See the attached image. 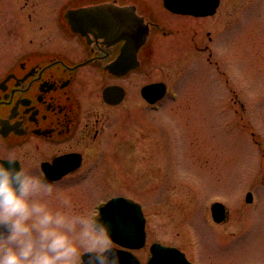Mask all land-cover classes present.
<instances>
[{
  "label": "flooded vegetation",
  "instance_id": "1",
  "mask_svg": "<svg viewBox=\"0 0 264 264\" xmlns=\"http://www.w3.org/2000/svg\"><path fill=\"white\" fill-rule=\"evenodd\" d=\"M224 1L0 0V157L11 151L35 154L38 170L65 189L72 183L84 192L95 186L105 193L108 178H97L96 170L110 151L113 117L120 115L114 111L122 109L125 130L147 111L155 117L148 124L158 132L163 103L183 97L190 102L186 87L196 78L191 70L198 80L199 69L212 66L230 85L218 96H230L239 114L237 80L230 84L221 61L220 44L230 42L228 36L224 40L226 25L219 21L210 28L217 16L234 12L223 9ZM228 195L205 202L214 223L228 220L231 203L258 213L253 188ZM109 198L95 201L92 210L99 212ZM215 203L223 208L218 221ZM252 223L246 219L238 235L220 241V249L240 244L236 236H244ZM152 241L146 229L145 246L134 250L142 264ZM142 249L148 254L140 255Z\"/></svg>",
  "mask_w": 264,
  "mask_h": 264
},
{
  "label": "rangeland",
  "instance_id": "2",
  "mask_svg": "<svg viewBox=\"0 0 264 264\" xmlns=\"http://www.w3.org/2000/svg\"><path fill=\"white\" fill-rule=\"evenodd\" d=\"M223 9L234 12L224 11L210 28L219 21L226 25L224 40L228 36L230 42L219 43L225 44L221 61L230 84L237 80L239 114L229 105L230 96H218L230 85L212 66H202L198 80L192 69L196 80L186 87L192 99H166L158 132L148 124L155 117L147 111L129 121L127 131L122 109L113 112L120 115L113 117L110 151L96 170L97 178H108L105 193L95 186L84 192L72 183H66V190L81 210H92L95 201L114 195L133 198L142 205L148 241L179 246L190 260L264 264V0H225ZM202 178L207 185L200 183ZM250 188L258 192V213L250 205L231 203L227 221H212L206 201ZM251 218L255 223L245 228L246 241L236 236L241 243L222 251L220 241L238 235ZM146 251L138 253L145 256Z\"/></svg>",
  "mask_w": 264,
  "mask_h": 264
},
{
  "label": "clouds",
  "instance_id": "3",
  "mask_svg": "<svg viewBox=\"0 0 264 264\" xmlns=\"http://www.w3.org/2000/svg\"><path fill=\"white\" fill-rule=\"evenodd\" d=\"M15 151L0 157V264H121L110 225Z\"/></svg>",
  "mask_w": 264,
  "mask_h": 264
},
{
  "label": "water",
  "instance_id": "4",
  "mask_svg": "<svg viewBox=\"0 0 264 264\" xmlns=\"http://www.w3.org/2000/svg\"><path fill=\"white\" fill-rule=\"evenodd\" d=\"M116 204H120L126 209L124 218L118 224L106 216L110 208ZM213 209H217L216 212L213 210L215 220H220L223 216V208L216 205ZM100 216L109 223L113 238L119 245L138 247L143 244L145 238L144 217L139 204L123 197H114L101 208ZM119 250L121 264H139L136 256L130 251ZM151 254L147 264H193L176 247L162 246L156 242L151 246Z\"/></svg>",
  "mask_w": 264,
  "mask_h": 264
},
{
  "label": "snow or ice",
  "instance_id": "5",
  "mask_svg": "<svg viewBox=\"0 0 264 264\" xmlns=\"http://www.w3.org/2000/svg\"><path fill=\"white\" fill-rule=\"evenodd\" d=\"M125 212L126 209L123 206L116 204L110 208L108 219L118 224L124 218Z\"/></svg>",
  "mask_w": 264,
  "mask_h": 264
}]
</instances>
